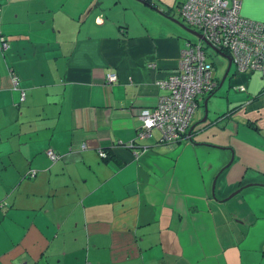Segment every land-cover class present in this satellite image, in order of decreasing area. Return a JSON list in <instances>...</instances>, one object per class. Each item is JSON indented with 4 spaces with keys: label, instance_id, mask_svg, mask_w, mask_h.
Listing matches in <instances>:
<instances>
[{
    "label": "crops",
    "instance_id": "0c3cea01",
    "mask_svg": "<svg viewBox=\"0 0 264 264\" xmlns=\"http://www.w3.org/2000/svg\"><path fill=\"white\" fill-rule=\"evenodd\" d=\"M184 1L0 0V264L264 258V74L213 73L189 139L137 138L188 40L175 21L193 29ZM241 15L264 23V0Z\"/></svg>",
    "mask_w": 264,
    "mask_h": 264
},
{
    "label": "built area",
    "instance_id": "2783aa9c",
    "mask_svg": "<svg viewBox=\"0 0 264 264\" xmlns=\"http://www.w3.org/2000/svg\"><path fill=\"white\" fill-rule=\"evenodd\" d=\"M241 5L242 0H186L178 6V11L207 44L227 53L235 71L264 74V23L243 17ZM203 43L202 40L185 42L176 70L158 82L159 87L166 90V95L158 98L153 110L143 111L138 117V139L150 138L153 129L160 133L162 144H174L190 138L189 127L201 96L211 93L216 87L213 65L207 60ZM7 48V42L0 37V50ZM116 80L114 73L105 76L106 84ZM12 83L15 87L18 84L14 76ZM239 90L245 91V88L240 86ZM24 99L25 91L21 90L20 102ZM99 155L106 157L102 151ZM48 156L52 160L58 158L51 151Z\"/></svg>",
    "mask_w": 264,
    "mask_h": 264
},
{
    "label": "rangeland",
    "instance_id": "374dc122",
    "mask_svg": "<svg viewBox=\"0 0 264 264\" xmlns=\"http://www.w3.org/2000/svg\"><path fill=\"white\" fill-rule=\"evenodd\" d=\"M188 40L195 42H198V40L191 34H187ZM203 47L205 50V53L207 55V60L209 62H213L214 68H213V73L217 76H222L224 73V68H226V60L221 57L218 56L211 48H209L205 43H203ZM233 69V68H232ZM221 79V77L219 78ZM207 109L209 111V113H212L211 111V105L207 106ZM197 114V113H196ZM195 114L194 120H196L198 118V115ZM256 264H264V258L260 261L258 260Z\"/></svg>",
    "mask_w": 264,
    "mask_h": 264
},
{
    "label": "water",
    "instance_id": "95a60500",
    "mask_svg": "<svg viewBox=\"0 0 264 264\" xmlns=\"http://www.w3.org/2000/svg\"><path fill=\"white\" fill-rule=\"evenodd\" d=\"M138 1H141V0H138ZM173 20V19H172ZM175 21V20H174ZM175 23H177L181 28H183L186 32H188L189 34L193 35L197 40H202L207 46H209L218 56H221L223 57L226 61H227V67H226V70H225V73H224V77L222 79V82L221 84L223 83V81L225 80V78L227 77L230 69H231V58L226 55L225 53L211 47L209 44H207L205 41H204V38L201 34H199L198 32H196L195 30L193 29H190V28H186L185 26L179 24V22L176 20ZM204 110H205V115H204V118L202 120V122H204L207 118V103L206 101L204 102ZM233 195V194H232Z\"/></svg>",
    "mask_w": 264,
    "mask_h": 264
},
{
    "label": "trees",
    "instance_id": "16d2710c",
    "mask_svg": "<svg viewBox=\"0 0 264 264\" xmlns=\"http://www.w3.org/2000/svg\"><path fill=\"white\" fill-rule=\"evenodd\" d=\"M145 3H147V4H149V2L148 1H146ZM187 41H190V40H187ZM190 42H193V41H190ZM194 43V42H193ZM226 53V52H225ZM227 54V53H226ZM213 65V64H212Z\"/></svg>",
    "mask_w": 264,
    "mask_h": 264
}]
</instances>
